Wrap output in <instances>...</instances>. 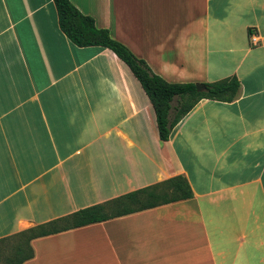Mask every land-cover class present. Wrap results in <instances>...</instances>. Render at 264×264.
I'll return each instance as SVG.
<instances>
[{"label":"crops","instance_id":"crops-1","mask_svg":"<svg viewBox=\"0 0 264 264\" xmlns=\"http://www.w3.org/2000/svg\"><path fill=\"white\" fill-rule=\"evenodd\" d=\"M69 1L166 82L239 90L162 142L110 50L73 45L52 0H0V240L181 176L190 199L36 238L22 264H264V0Z\"/></svg>","mask_w":264,"mask_h":264},{"label":"trees","instance_id":"trees-1","mask_svg":"<svg viewBox=\"0 0 264 264\" xmlns=\"http://www.w3.org/2000/svg\"><path fill=\"white\" fill-rule=\"evenodd\" d=\"M56 8L58 25L69 41L80 48L100 47L110 50L131 71L149 98L156 117L157 130L162 142L169 140L172 129L201 100L232 102L239 83L227 78L202 84L198 92L195 84L168 83L152 73L148 65L138 59L126 46L111 38L105 29H99L93 18L82 14L69 0H52ZM174 104V105H173ZM192 191L181 176L160 184L120 196L110 202L79 210L64 218L17 233L0 240L3 264H22L33 257L30 242L60 232L100 223L109 219L141 212L169 203L190 199Z\"/></svg>","mask_w":264,"mask_h":264},{"label":"water","instance_id":"water-1","mask_svg":"<svg viewBox=\"0 0 264 264\" xmlns=\"http://www.w3.org/2000/svg\"><path fill=\"white\" fill-rule=\"evenodd\" d=\"M195 87H196V90H197L198 92H201V91L204 90V87H203V85H201V84H195Z\"/></svg>","mask_w":264,"mask_h":264},{"label":"rangeland","instance_id":"rangeland-1","mask_svg":"<svg viewBox=\"0 0 264 264\" xmlns=\"http://www.w3.org/2000/svg\"><path fill=\"white\" fill-rule=\"evenodd\" d=\"M0 246H4V245H0ZM6 253H8V251H5V252H4V254H6ZM4 254H3V255H4ZM0 262L3 263V259H1Z\"/></svg>","mask_w":264,"mask_h":264},{"label":"built area","instance_id":"built-area-1","mask_svg":"<svg viewBox=\"0 0 264 264\" xmlns=\"http://www.w3.org/2000/svg\"><path fill=\"white\" fill-rule=\"evenodd\" d=\"M251 42H253L254 44H256V40H255V38H252V39H251Z\"/></svg>","mask_w":264,"mask_h":264}]
</instances>
